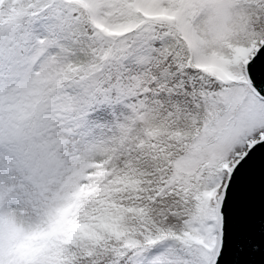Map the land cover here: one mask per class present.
Returning <instances> with one entry per match:
<instances>
[{"label": "snow or ice", "instance_id": "snow-or-ice-1", "mask_svg": "<svg viewBox=\"0 0 264 264\" xmlns=\"http://www.w3.org/2000/svg\"><path fill=\"white\" fill-rule=\"evenodd\" d=\"M0 264H264V0H0Z\"/></svg>", "mask_w": 264, "mask_h": 264}]
</instances>
